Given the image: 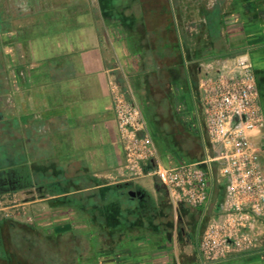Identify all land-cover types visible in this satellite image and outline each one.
I'll return each mask as SVG.
<instances>
[{
	"label": "crops",
	"instance_id": "crops-1",
	"mask_svg": "<svg viewBox=\"0 0 264 264\" xmlns=\"http://www.w3.org/2000/svg\"><path fill=\"white\" fill-rule=\"evenodd\" d=\"M5 1L9 0H4L6 6L13 7L12 0ZM18 8L20 30L16 36L12 32L4 55L8 74L13 78L9 80V91L15 98L12 106L18 108L17 115L7 117L8 121L15 119L20 128L19 153L23 160L18 166L31 172L66 171L69 183L74 185L77 181L85 187L83 191L67 194L65 204L60 201L62 196L39 197L40 201L57 199L68 207L69 217L64 224L62 210L58 208L51 209L49 214L36 213L34 224L27 223L33 231L52 233L62 229L61 232L65 230L74 235L72 231L79 225L72 216L83 212V227L94 228L100 236L105 234L104 230L110 234L114 227L112 222L123 215L119 210L114 220H110L105 208L108 202L118 200L107 199L105 189L123 188V181L107 180L121 170L125 162L110 93L111 81L122 85L119 76L130 75L139 96L138 92L147 85L139 76H154L157 72L169 75L163 82L155 80L161 88L159 102L171 118L164 125L170 128L181 123L189 128L187 117L179 120L174 114V107L186 102L181 93L191 95L185 90L187 67L179 66L180 59L189 56L217 62L247 53L254 64L261 105L264 103V0H24L19 2ZM197 24L201 30L195 33L200 35L195 43H199L200 48L193 49V29L189 27ZM158 63L167 66L160 71L156 67ZM133 96L142 109L139 99L134 93ZM140 99L150 111V102L145 97ZM262 108L264 110L263 105ZM142 112L146 118L143 109ZM192 114L195 118L194 108ZM149 122H153L147 120L148 132L154 140ZM196 133L204 157L197 122ZM171 136L170 132L168 137ZM171 145L170 142L165 144L167 160L161 161L163 165L200 161L180 157L177 150H171ZM12 153L11 149L6 151L7 156ZM24 177L30 179L28 173ZM157 181L154 180V188L146 186L142 180L134 187L126 184L124 188L141 192V198H135L141 201L146 197V190L152 198L157 192L156 186L161 189ZM87 212L88 215H84ZM92 212L95 216H91ZM0 223L13 228L8 220ZM133 224L131 222L129 227L131 230ZM167 232L163 227L149 234L150 244L143 243L144 234L137 232H127L118 241L106 242L99 237L100 258L95 264H201L197 254L198 239L193 244L191 235L186 236L193 250L187 244L185 251L191 252L186 251V256H180L179 260V245L170 236L167 239ZM122 242L132 245L118 248ZM1 243L0 251L4 253L0 254V262L13 263L12 254L7 253V247L3 241ZM12 248L16 250L13 244ZM84 250L86 259L94 257L92 247ZM241 262L264 264V257L254 251L214 264Z\"/></svg>",
	"mask_w": 264,
	"mask_h": 264
},
{
	"label": "built area",
	"instance_id": "built-area-1",
	"mask_svg": "<svg viewBox=\"0 0 264 264\" xmlns=\"http://www.w3.org/2000/svg\"><path fill=\"white\" fill-rule=\"evenodd\" d=\"M110 93L125 158L122 170L131 179L155 177L176 215L182 207L199 211L200 263L214 264L259 249L264 239V142L258 137L264 130V110L250 56L206 65L191 87L204 150L198 162L163 165L131 89L111 81ZM220 183H225V191L217 204ZM11 197L7 202L0 197L6 217L18 215L32 223L26 205Z\"/></svg>",
	"mask_w": 264,
	"mask_h": 264
},
{
	"label": "rangeland",
	"instance_id": "rangeland-1",
	"mask_svg": "<svg viewBox=\"0 0 264 264\" xmlns=\"http://www.w3.org/2000/svg\"><path fill=\"white\" fill-rule=\"evenodd\" d=\"M10 1V0H9ZM5 1V2H9ZM24 0H12L13 7H9V5L6 6L4 3V0H0V141L1 143H4L8 141V134H10L11 138L13 139L12 142L9 143L7 147L3 148L4 153L6 154V151L12 150L14 153L11 156H5L3 158V154H0V182H3L6 178H9V176H12L13 178L21 179L22 185L21 188H16L15 190L10 191H2L0 192V197H3L4 202L10 200L12 198L11 196H15L17 200V204H23L28 202L26 204L27 212L30 216L33 217V222L29 224H34V216L36 213L42 212V213H48L51 211V209H59L62 210V214L64 216V224L67 223V217H69V210L68 207L65 205H61L57 199H47L44 201H40L39 199V192L38 187H41L42 184H45L49 181L50 178L55 179L57 176V173L60 174L62 171H52V172H37V171H30V170H21V167L18 166V164H13L14 162L18 161V158L21 160L22 157L19 153V138H20V131L18 129V124L16 123L15 119H12L11 121H8V116L11 115H17L18 108L16 106H12L14 104V96L9 91V80L13 79L11 74H8V65L7 62L4 60V55L6 54V50L8 49V43L10 41V36H12V32H14V36H16V33H19L20 30V12L18 8L19 2L23 3ZM173 1V0H172ZM127 2V0H126ZM190 21L194 20L193 18H189ZM194 25V23H191ZM14 25V26H13ZM190 26L189 29H193V34L191 36V48H200L199 43H195L196 40L200 38V35H195V33L198 34V31L201 30L199 28L198 24L196 27ZM191 32V31H190ZM207 47V44H204L203 46ZM209 45V44H208ZM186 60V62H185ZM184 64H182L184 67L189 66V59H185ZM216 59H209V58H199L194 59V62L198 64V68H200L199 71H202V69L211 63H214ZM165 64L158 63L156 67H159L160 71L165 68ZM181 66V63L179 64ZM182 66V67H183ZM162 68V69H161ZM181 70V68H180ZM183 70V69H182ZM154 76H139L138 78H141L142 81H146L147 85L146 87L141 91L138 92L139 96L137 94V90L134 89L133 81H131V76H119L121 78V83L119 85L122 87L123 90H127L128 86L131 88L132 92L136 96L137 99L141 102L142 109L146 115L147 120L152 121L153 123L149 122V127L151 128L154 135V140L157 146L158 154L160 157V161L164 162L167 160V156L164 153L165 151V144L168 145L170 142L172 145L170 146L171 150L175 149L177 150V153L180 157L185 156L190 157V159H197L201 160L203 158V152L201 149L200 144V138L198 134L196 133V119L193 116V101L191 95L184 94L183 92L181 95H185V104L183 106L178 105L174 107V114L176 115V118L180 120V117L182 119L186 120L188 122V127L186 128L181 123H177L176 127H168L167 121L171 118L167 115V110L163 106L162 102H159L161 99V88L158 86V82L156 83L155 80H162L169 78V75H163L162 72L158 74L154 73ZM170 77H175V75H171ZM136 77V79H138ZM164 78V79H163ZM127 79V81H126ZM135 79V80H136ZM160 82V83H161ZM165 82V81H164ZM166 83V82H165ZM164 86V85H163ZM167 87L164 86V88ZM159 93V94H158ZM164 93H167L164 92ZM147 99L150 102V111L147 110V107L145 104H143L142 100L140 98ZM263 102V101H262ZM264 107V103L262 104ZM12 106V107H11ZM18 120V119H17ZM19 121V120H18ZM175 124V123H174ZM171 126V125H170ZM17 130V132L12 133V129ZM172 133L171 137H168V134ZM160 134L161 137H159ZM18 135V141L14 139L15 136ZM259 142H264V130L263 135L258 137ZM34 142V139H32L31 143ZM1 147H4L1 146ZM34 150V146H31ZM185 150V151H184ZM184 151V153H183ZM183 153V154H182ZM8 158V159H7ZM28 159H31L28 155ZM2 160H5L2 161ZM172 162V161H171ZM183 162H186L185 159H183ZM7 163V164H4ZM58 165V164H56ZM151 167V166H150ZM28 171V172H27ZM66 173V171H63V173ZM28 173L30 175V179L26 180L24 177V174ZM109 182H121L123 181L122 185L129 184L130 187H134L135 185L139 184L138 182L140 180L143 181V184L146 186L149 185L152 188H154V180L157 181V179L153 176H144L138 179H131L122 169L117 171L116 173L112 174V176L107 179ZM158 182V181H157ZM32 184V187L30 185ZM121 184V183H120ZM119 184V185H120ZM156 193L155 196L150 198L149 193L147 190L145 191L146 197L144 199H141V201H137L136 199L130 200L128 198V189L126 190L124 187L120 188V192L122 193L121 199H118L114 203H109L106 205V215L110 218V220H114L113 216H117L119 214V210H121L123 215L117 216L118 218L115 219L112 224L114 227L106 232L104 235L98 236L96 234V230L94 228H86L83 227V212L78 213L75 216H72V218L75 219L79 227H74L72 233H67L65 230L61 232L59 230L58 232L52 231V233L42 230L39 231H33L31 233V237L36 238L35 241H37V248L29 243H22L21 247L23 250L25 248H32L31 251L28 252H20L19 246L18 251L12 248V242L13 237L16 238L17 241L21 242V238L19 235L20 227L16 228V231L14 233H11V229L8 228V225H1L0 223V238L4 242V246L7 247V253L12 254V257L14 259V262H8L0 264H95L97 260H99V249L100 248V242L99 237L107 241H118L122 238L123 235H125L127 232H137L136 234L143 235L141 238L144 240L143 243L150 244L152 243L150 241L149 234H155L154 232L156 230L167 228V239L170 236L171 238L175 239L176 243L179 245L178 250L180 251L177 253L178 259L180 260V256H186V251L190 253L191 251L186 250L185 247L188 244L189 246L195 244V240L198 239V226L200 223V213L196 209H190L188 208V211L183 213L181 211V214L178 213L177 215L174 213V211L169 207L166 201V193L163 189H159L156 186ZM144 190V189H143ZM116 197V196H115ZM120 200V201H119ZM154 201V202H153ZM91 205V201L89 202ZM220 203V202H218ZM6 204V203H5ZM5 206V205H2ZM2 206H0V222L3 220H13L15 222H18L20 224H27L24 218L18 217V215H15V217H6V214L8 211L2 210ZM63 207V208H62ZM15 209H11L9 212L15 214ZM49 214V213H48ZM84 215H88V212ZM91 216H95L94 213H91ZM112 218V219H111ZM135 221V222H134ZM131 222L134 224L132 225L134 228L131 230L129 227L131 226ZM75 223V222H74ZM173 225V227H169V225ZM2 226V227H1ZM8 226V227H7ZM33 226V225H31ZM86 228V229H85ZM47 230V229H46ZM114 232V234H113ZM170 232V233H169ZM21 234V233H20ZM158 234V233H157ZM185 234V236H182ZM191 235V242L189 239L186 238V236ZM124 237V236H123ZM185 238V239H184ZM136 239V238H134ZM162 240V238H160ZM187 239V240H186ZM47 240V241H46ZM0 240V242H2ZM130 243H121L117 247L123 248V247H130ZM2 245V244H1ZM15 246L16 244L13 243ZM3 246V247H4ZM92 247L93 251L92 256L93 258L86 259L85 248L86 247ZM193 250V247H189ZM97 249V250H96ZM189 249V250H191ZM264 239L263 243L261 244L260 248L257 249L255 252L261 253L264 257ZM22 251V250H21ZM4 252L0 251V254L2 255ZM89 256V255H88ZM231 256L230 258H232ZM185 258V257H184ZM86 259V260H85ZM228 264H234V263H228ZM241 264H243L241 262Z\"/></svg>",
	"mask_w": 264,
	"mask_h": 264
},
{
	"label": "trees",
	"instance_id": "trees-1",
	"mask_svg": "<svg viewBox=\"0 0 264 264\" xmlns=\"http://www.w3.org/2000/svg\"><path fill=\"white\" fill-rule=\"evenodd\" d=\"M187 58L189 59V66L187 67V69L185 71L186 72V74H185V90H186L187 93H190L191 92V87H196V85H197L199 68H198V64H196L194 62V58H190L189 56ZM180 62H181V65L184 64V59L181 58ZM13 132H17V130H15V128H14V130L12 129V133ZM10 136L11 135L8 134V141H6V142L1 143V141H0V154H3V158L5 156H7L4 153L3 148H5V146L7 147L9 145V143L13 141V139ZM14 139L17 142L18 141V135L15 136ZM19 142L21 144L20 138H19ZM3 145H4V147H1ZM7 148H9V147H7ZM183 158H185V156H183ZM22 160L23 159L20 160L18 158V161L14 162L13 164H15V165L16 164H20V163H22ZM2 161L5 162V160H2ZM4 164H7V163H4ZM55 177H56L55 179L50 178L47 183L42 184V186H41L42 191L41 192L38 191L40 193L39 194L40 198L62 196L60 198V201H62L65 204V203H67V197H66L67 194L72 193V192L83 191V189H85V187H83L82 185L77 184L78 183L77 181L75 182L74 185H73V183H69L67 181V178H68L67 172L63 173V171H62L60 174L57 173V176H55ZM126 186L127 185L124 184L122 187H126ZM158 186L161 189H163L161 184H158ZM30 187H32V184L30 185ZM38 188H40V187H38ZM129 191H133V189H128V192ZM224 191H225V183L217 184V186H216V201H217V204H218V202L222 201L223 195H224ZM105 193H106L105 195L107 196V199H109V200H111L113 198H118L119 199L122 196V193L120 192L119 189H116V187L115 188H106L105 189ZM128 198L130 200H133L129 196H128ZM75 202H76V204L78 203L77 201H75ZM188 208L189 207H182L181 210H180V214H181V211H188ZM190 209H194V208H190ZM8 221L10 222L11 227H13V228H11V233H14L16 231V228L20 227L19 235H20V238H21L22 241L18 242L17 239L16 238L14 239V237H13V242H12V244L13 243L16 244L15 247H16L17 251L20 249V252H25L26 253V252L32 250V248H28V247L25 248V250H23V248L21 247L22 243H24V244L29 243V244H31V245H33L34 247L37 248V246H36L37 245V241H35L36 238H34V237L32 238L31 237L32 236L31 233L33 232V230L31 229V227L28 224L27 225L26 224H20L18 222L13 221V220H8ZM170 226L173 227L172 224L169 225V227ZM1 244L2 243L0 242V245ZM17 245L18 246L20 245L19 249H18Z\"/></svg>",
	"mask_w": 264,
	"mask_h": 264
},
{
	"label": "flooded vegetation",
	"instance_id": "flooded-vegetation-1",
	"mask_svg": "<svg viewBox=\"0 0 264 264\" xmlns=\"http://www.w3.org/2000/svg\"><path fill=\"white\" fill-rule=\"evenodd\" d=\"M21 183H22L21 179H17V178H13L12 176H9V178H6L3 182H0V192L15 190L18 187L21 188L20 187L22 185ZM38 191L41 192L42 188L41 187L38 188Z\"/></svg>",
	"mask_w": 264,
	"mask_h": 264
},
{
	"label": "water",
	"instance_id": "water-1",
	"mask_svg": "<svg viewBox=\"0 0 264 264\" xmlns=\"http://www.w3.org/2000/svg\"><path fill=\"white\" fill-rule=\"evenodd\" d=\"M128 196L131 198V199H135V198H138L141 196V192H137V191H129L128 192Z\"/></svg>",
	"mask_w": 264,
	"mask_h": 264
}]
</instances>
